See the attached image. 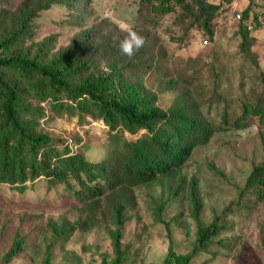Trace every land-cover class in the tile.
<instances>
[{"label":"rangeland","instance_id":"374dc122","mask_svg":"<svg viewBox=\"0 0 264 264\" xmlns=\"http://www.w3.org/2000/svg\"><path fill=\"white\" fill-rule=\"evenodd\" d=\"M128 29L145 39L132 58L119 49ZM9 38L4 55L226 129L181 166L138 182L124 165L133 144L148 142L146 131H112L89 113L59 115L50 99L28 98L37 132L104 166L96 180L105 192L81 198L43 178L20 188L0 182V264H111L118 256L123 264H174L214 222L219 234L190 264H264V197L245 190L264 161V114L236 123L244 106H264V0H0V42Z\"/></svg>","mask_w":264,"mask_h":264},{"label":"trees","instance_id":"16d2710c","mask_svg":"<svg viewBox=\"0 0 264 264\" xmlns=\"http://www.w3.org/2000/svg\"><path fill=\"white\" fill-rule=\"evenodd\" d=\"M242 40L244 53L250 55L251 40L246 33H242ZM12 41L9 38L0 42L1 183L20 188L43 178L51 183L66 184L81 198L101 197L105 192L96 180L104 166L87 161L67 146L58 147L48 134L34 129L38 111L28 103L30 97L40 101L50 99L59 115L89 113L92 117L103 119L112 131L121 128L132 135L146 131L148 142L133 144L124 165V174L138 182L150 181L171 166H181L195 146L209 142L215 130L226 129L222 123L212 128L207 121L183 114L143 108L138 101L122 96L109 83L76 84L74 73L66 75L54 65L41 67L35 60L21 55H4V51L13 46ZM252 113L264 114V106H244L236 123ZM178 129L182 131L181 140L171 145L170 138ZM72 181L78 189L71 185ZM246 189L256 190L258 198L264 197V161L252 170ZM219 232L217 222L200 228L193 254L176 257L174 264H190L199 246ZM19 251V246L12 247L7 260ZM111 264H123V259L118 256Z\"/></svg>","mask_w":264,"mask_h":264},{"label":"clouds","instance_id":"9594fccd","mask_svg":"<svg viewBox=\"0 0 264 264\" xmlns=\"http://www.w3.org/2000/svg\"><path fill=\"white\" fill-rule=\"evenodd\" d=\"M145 44V39L135 31L128 29L127 36L120 42V51L129 58H132L136 52Z\"/></svg>","mask_w":264,"mask_h":264}]
</instances>
